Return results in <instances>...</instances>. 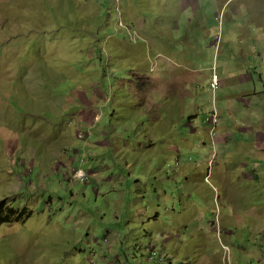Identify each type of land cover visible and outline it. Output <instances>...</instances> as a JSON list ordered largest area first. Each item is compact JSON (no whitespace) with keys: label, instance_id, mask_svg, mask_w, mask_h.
I'll return each instance as SVG.
<instances>
[{"label":"rangeland","instance_id":"rangeland-1","mask_svg":"<svg viewBox=\"0 0 264 264\" xmlns=\"http://www.w3.org/2000/svg\"><path fill=\"white\" fill-rule=\"evenodd\" d=\"M1 201L0 264H264V0H0Z\"/></svg>","mask_w":264,"mask_h":264},{"label":"trees","instance_id":"trees-1","mask_svg":"<svg viewBox=\"0 0 264 264\" xmlns=\"http://www.w3.org/2000/svg\"><path fill=\"white\" fill-rule=\"evenodd\" d=\"M14 209L9 207L6 202H0V224L9 223L12 220H28L32 216V211L22 210L19 213H14Z\"/></svg>","mask_w":264,"mask_h":264},{"label":"clouds","instance_id":"clouds-1","mask_svg":"<svg viewBox=\"0 0 264 264\" xmlns=\"http://www.w3.org/2000/svg\"><path fill=\"white\" fill-rule=\"evenodd\" d=\"M215 81H218V78L216 76L214 77V82ZM214 82H213V86H214ZM218 85H219V81H218V83H216V86H214V87L217 88ZM213 117H215L216 120H217L215 123L212 121V118ZM218 122H219L218 113L215 111V112H213V114L211 115V117L208 119V123L213 127V129L210 131L211 134H213L214 130H216V128L218 126ZM79 135H81L82 138H80ZM78 138L79 139H83L84 138L83 134L82 133L78 134Z\"/></svg>","mask_w":264,"mask_h":264},{"label":"built area","instance_id":"built-area-1","mask_svg":"<svg viewBox=\"0 0 264 264\" xmlns=\"http://www.w3.org/2000/svg\"><path fill=\"white\" fill-rule=\"evenodd\" d=\"M216 83H217V81H215V82H214V86H216ZM212 121L215 123L217 120H216V118H215V117H213V118H212ZM79 137H80V138H82V136H81V135H79Z\"/></svg>","mask_w":264,"mask_h":264}]
</instances>
